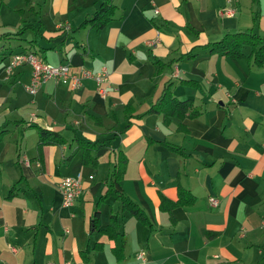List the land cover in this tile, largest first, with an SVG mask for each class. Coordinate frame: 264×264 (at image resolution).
<instances>
[{
  "label": "crops",
  "instance_id": "crops-1",
  "mask_svg": "<svg viewBox=\"0 0 264 264\" xmlns=\"http://www.w3.org/2000/svg\"><path fill=\"white\" fill-rule=\"evenodd\" d=\"M103 1L0 0V264H116L93 222L120 210L110 185L139 212L116 219L124 264H264V65L211 51L264 36V0H112L103 28L84 23ZM12 42L70 75L105 67L108 94L91 78L28 94L29 65L5 70ZM166 88L197 114L176 115ZM77 175L65 207L57 182Z\"/></svg>",
  "mask_w": 264,
  "mask_h": 264
},
{
  "label": "trees",
  "instance_id": "trees-1",
  "mask_svg": "<svg viewBox=\"0 0 264 264\" xmlns=\"http://www.w3.org/2000/svg\"><path fill=\"white\" fill-rule=\"evenodd\" d=\"M114 11V5L112 0H104L95 10V12L84 21V23H90L92 26L96 28H103L109 20L112 18V13ZM244 47H248L250 49V55L253 60V64L256 66L264 65V36H260L254 34L252 31H245V32H236V33H227L218 41H215L212 44L211 51L214 53H218L220 55H230L232 57H240L242 54V49ZM12 55V54H11ZM10 55V56H11ZM9 56V57H10ZM163 100H171L174 101L177 106H179L178 110L176 108L172 109L175 110V114L178 115L180 118L184 116L192 117L197 114V110H194L193 104L191 100L185 101H176L175 97L171 95V92L168 88H166L165 93L162 95ZM172 111V112H173ZM124 163L119 162L118 166H115L114 170L110 173L111 178L118 179L123 174ZM112 193L116 199L119 201L120 210L118 213L112 214L111 220L107 225H101L99 221V211H95L93 215V222L95 231L100 234H105L109 237L110 240L114 242V247L112 248L114 258L116 259V264H124L126 254V235L117 228L118 224L116 223V219L119 214H122V211L127 210L132 213L134 216H138V208L137 205L132 202V200L122 192L117 190L114 191L112 186L110 185L107 192ZM186 194V195H185ZM185 196L188 197L187 193L180 192V202H187ZM189 199L191 197L189 196ZM188 199V200H189ZM117 224V225H116ZM99 245H95L93 247H87L85 250V254H87L90 250H94L99 248Z\"/></svg>",
  "mask_w": 264,
  "mask_h": 264
},
{
  "label": "built area",
  "instance_id": "built-area-1",
  "mask_svg": "<svg viewBox=\"0 0 264 264\" xmlns=\"http://www.w3.org/2000/svg\"><path fill=\"white\" fill-rule=\"evenodd\" d=\"M220 13L222 15L232 14L230 9L225 8L220 10ZM24 64L29 65L31 68L29 83L24 86L25 91L31 95H34L41 84L48 79L56 80L69 85L72 89H76L81 86L82 79L91 78L95 81L97 93L102 98L106 97L110 89L109 74L105 67H101V69L95 73L85 67H81L80 75H70L69 65L58 64L54 66L48 64L32 52L12 54L5 67L6 73L11 75L15 68ZM90 178H92V176H90ZM57 189L61 194L63 206H72L82 190L80 175L76 177H61L57 182ZM216 203V199L210 200V204L216 205ZM145 256V251H140L137 254V259L141 262H145Z\"/></svg>",
  "mask_w": 264,
  "mask_h": 264
},
{
  "label": "rangeland",
  "instance_id": "rangeland-1",
  "mask_svg": "<svg viewBox=\"0 0 264 264\" xmlns=\"http://www.w3.org/2000/svg\"><path fill=\"white\" fill-rule=\"evenodd\" d=\"M22 49H21V47L20 46H18L15 42H12V45H11V47L10 48H8V50H7V52H13V53H16V52H19V51H21Z\"/></svg>",
  "mask_w": 264,
  "mask_h": 264
}]
</instances>
